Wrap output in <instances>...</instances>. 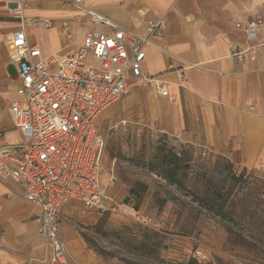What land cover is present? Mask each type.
Listing matches in <instances>:
<instances>
[{"label":"crops","instance_id":"obj_1","mask_svg":"<svg viewBox=\"0 0 264 264\" xmlns=\"http://www.w3.org/2000/svg\"><path fill=\"white\" fill-rule=\"evenodd\" d=\"M87 2L97 12L138 34L144 33V24L136 14L138 8H148L150 17L165 21L162 36L145 46L142 69L145 76H154L164 84L169 96L158 95L151 85L136 84L127 98H122L130 116L139 115L146 127L165 132L174 147H183L196 158L234 157L242 169L264 170V28L256 40L248 41L243 29L234 26L236 22L244 24L251 17L264 16V0ZM26 3V16L54 22L49 29L42 25L26 28L28 41L36 43L42 55L65 53L81 45L82 27L74 22L65 29L59 25L71 14L63 0ZM18 26V21L0 4V147L21 140L9 112L18 80L7 46V37ZM254 43H262L255 61L239 64L231 57L233 48ZM10 66L14 76L8 72ZM117 110L118 114H126L120 107ZM73 205L79 206L64 202L62 212L69 214L76 208ZM37 212L38 208L24 198L19 184L0 179V264H48L28 261V257L43 256L42 240L33 221ZM73 223L68 216L60 221L65 264H122L98 254L74 230Z\"/></svg>","mask_w":264,"mask_h":264},{"label":"built area","instance_id":"obj_2","mask_svg":"<svg viewBox=\"0 0 264 264\" xmlns=\"http://www.w3.org/2000/svg\"><path fill=\"white\" fill-rule=\"evenodd\" d=\"M0 4L19 23L7 37V46L18 80L9 112L21 134L19 142L0 147V179L19 184L24 198L38 208L33 221L43 256L28 257V261L65 264L66 249L60 236L64 202L99 213L117 212L120 207L107 194L100 173L105 134L120 132L129 121L112 120L103 132L96 125L98 116L128 96L136 84L151 85L158 95L169 96L165 85L154 76H145L142 69L145 46L162 36L165 21L150 17L148 8H138L136 14L144 24V33L138 34L97 12L87 0H63L71 14L59 25L65 29L74 22L82 27V43L74 50L44 56L36 43L28 41L26 28L42 25L49 29L54 22L26 16V0H0ZM234 26L253 41L264 28V16ZM261 45L236 47L230 55L239 64L253 62ZM147 129L150 140L181 156L168 134ZM193 256L200 262L208 259L203 250L196 249Z\"/></svg>","mask_w":264,"mask_h":264},{"label":"rangeland","instance_id":"obj_3","mask_svg":"<svg viewBox=\"0 0 264 264\" xmlns=\"http://www.w3.org/2000/svg\"><path fill=\"white\" fill-rule=\"evenodd\" d=\"M8 72L15 75L12 66ZM128 112L121 99L96 121L103 132L112 120L129 121L125 130L105 134L100 173L118 211L73 205L60 221L74 220V230L112 262L264 264V170L242 169L234 157L196 158L183 147L177 156L150 140L142 118ZM196 249L208 259H195Z\"/></svg>","mask_w":264,"mask_h":264},{"label":"trees","instance_id":"obj_4","mask_svg":"<svg viewBox=\"0 0 264 264\" xmlns=\"http://www.w3.org/2000/svg\"><path fill=\"white\" fill-rule=\"evenodd\" d=\"M196 259V258H195Z\"/></svg>","mask_w":264,"mask_h":264}]
</instances>
